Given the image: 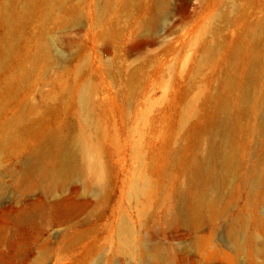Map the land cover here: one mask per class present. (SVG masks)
<instances>
[{"label":"rangeland","instance_id":"1","mask_svg":"<svg viewBox=\"0 0 264 264\" xmlns=\"http://www.w3.org/2000/svg\"><path fill=\"white\" fill-rule=\"evenodd\" d=\"M154 2L16 0L7 23L0 0V264H264V203L251 193L264 73L252 109L230 90L263 48L264 0ZM228 91L234 175L198 228L177 198L181 163ZM57 143L73 154L67 176ZM155 248L160 259L139 257Z\"/></svg>","mask_w":264,"mask_h":264},{"label":"bare ground","instance_id":"2","mask_svg":"<svg viewBox=\"0 0 264 264\" xmlns=\"http://www.w3.org/2000/svg\"><path fill=\"white\" fill-rule=\"evenodd\" d=\"M15 1L16 0H7V4L3 11L7 23H11L12 21ZM136 1L137 0H125V7L131 9ZM154 1L155 8L163 6L166 3V0ZM25 3L26 8L32 5L31 0H25ZM154 18L155 17L147 20L145 26L150 27ZM254 35L256 42L260 39L261 35L258 32H254ZM4 50V55L7 57L13 50L12 42L7 43ZM260 51L261 53L259 52V54L257 48L253 47L251 53L252 57L249 59L244 76L240 77L241 79H236L238 82L230 79V90L243 91L240 98L236 97L234 99V104L242 111L247 110L249 107H251V109L255 107L253 102L255 99H252L253 97H250L247 91H249L250 87H254V85L257 86L259 83V75L264 73V67L257 68L258 66H256L261 59H264V45ZM228 93L227 98L229 97V99H227L226 103L217 104L218 106L216 107V112L210 125L203 130V135L196 143V152L187 155L181 163L185 185L177 191V198L181 208L191 212L193 224L198 228L204 223H212L217 219L218 211L216 210V205L218 199L223 190L230 188V174L234 175L232 150L235 147V139L230 134V91H228ZM79 101L80 105L84 108L86 113H88L89 93L87 90L80 92ZM262 147L264 150V142ZM56 148L62 159V173L67 176L73 170L72 151L64 147L62 148L58 143L56 144ZM77 150L82 152L90 168H100L101 164L99 158L92 146L78 139ZM177 155H179V153H176L175 156ZM262 163L264 166V153ZM161 175H163V173ZM246 180H248V178ZM253 184L254 186L252 187L251 193L257 196L255 204L264 203V168L262 174L260 173ZM102 188L103 186H101V190ZM213 193L215 197L212 196ZM261 222L262 227H264V222ZM145 255L153 260L161 258V253L158 248H155L152 252L147 254L141 251L139 257H145Z\"/></svg>","mask_w":264,"mask_h":264}]
</instances>
